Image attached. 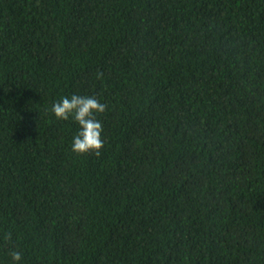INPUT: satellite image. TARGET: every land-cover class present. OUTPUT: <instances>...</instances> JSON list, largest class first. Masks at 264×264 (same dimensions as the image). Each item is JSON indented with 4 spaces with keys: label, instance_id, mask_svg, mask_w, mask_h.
<instances>
[{
    "label": "trees",
    "instance_id": "obj_1",
    "mask_svg": "<svg viewBox=\"0 0 264 264\" xmlns=\"http://www.w3.org/2000/svg\"><path fill=\"white\" fill-rule=\"evenodd\" d=\"M0 264H264V0H0Z\"/></svg>",
    "mask_w": 264,
    "mask_h": 264
}]
</instances>
